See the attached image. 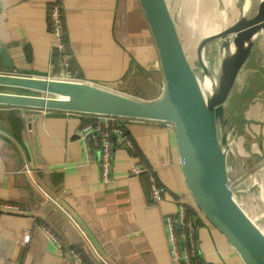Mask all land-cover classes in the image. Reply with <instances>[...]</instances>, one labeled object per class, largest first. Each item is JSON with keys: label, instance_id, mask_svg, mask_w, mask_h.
<instances>
[{"label": "crops", "instance_id": "obj_1", "mask_svg": "<svg viewBox=\"0 0 264 264\" xmlns=\"http://www.w3.org/2000/svg\"><path fill=\"white\" fill-rule=\"evenodd\" d=\"M53 1L0 0V72L48 74ZM61 2L68 49L83 80L144 101L163 95L166 78L140 0ZM256 48L260 59L245 64L231 101L245 120L234 145V157L242 161L264 159V31ZM4 58L12 68L5 67ZM0 90L31 92L14 86ZM0 111V201L26 211L0 209V264H83L68 250L57 252L41 228L46 224L87 264H174L166 216L177 213L178 200L196 215L199 247L208 263L246 264L197 205L173 124L130 121L136 151L117 147L113 179L103 182L96 158L79 139L80 126L92 114L6 104ZM137 164L153 169L167 187L159 204L151 202L147 174L132 173ZM26 231L31 236L23 243Z\"/></svg>", "mask_w": 264, "mask_h": 264}, {"label": "water", "instance_id": "obj_2", "mask_svg": "<svg viewBox=\"0 0 264 264\" xmlns=\"http://www.w3.org/2000/svg\"><path fill=\"white\" fill-rule=\"evenodd\" d=\"M253 1V9L248 12L243 3L242 11L231 24L204 34L197 45L196 55L202 68L198 73L188 58L169 1L140 0L166 78L165 91L156 101L137 99L87 81L4 71L0 72L1 87L14 86L31 92L0 90V104L107 113L172 123L185 180L197 205L225 233L246 264H264V232L236 198L229 184L228 164L237 137L228 101L238 89L239 74L245 64L251 59H260L256 41L264 31V0ZM213 42L217 44L216 72L205 56L206 48ZM5 61V67H13ZM204 74H214L218 81L209 97L204 95L199 82ZM235 118L244 124L243 117Z\"/></svg>", "mask_w": 264, "mask_h": 264}, {"label": "built area", "instance_id": "obj_3", "mask_svg": "<svg viewBox=\"0 0 264 264\" xmlns=\"http://www.w3.org/2000/svg\"><path fill=\"white\" fill-rule=\"evenodd\" d=\"M48 18L53 38V62L48 74L42 77L85 81L81 76L80 69L73 64L72 55L68 49L64 6L61 0L52 2ZM92 115L93 118L90 121L84 122L80 126L79 139L88 155L96 158L101 181L110 182L113 179L116 148H124L130 154L136 151V143L128 129V123L133 120L145 119L107 113H94ZM168 123L172 125V123ZM131 171L134 174H147L150 181V199L153 204L157 205L165 199L167 187L159 181L153 169L137 164L132 167ZM177 203L179 205L177 213L166 216L173 263L210 264L200 251L196 218L194 217L196 215L190 213L189 206L185 201L178 200ZM0 209L14 210L19 213L26 212L18 205L4 201H0ZM41 228L53 242L58 253L63 254L64 251L68 250L78 261L87 264L78 249L75 246L66 245L51 227L46 224L42 225ZM30 236V231H26L22 237V242L27 243Z\"/></svg>", "mask_w": 264, "mask_h": 264}, {"label": "rangeland", "instance_id": "obj_4", "mask_svg": "<svg viewBox=\"0 0 264 264\" xmlns=\"http://www.w3.org/2000/svg\"><path fill=\"white\" fill-rule=\"evenodd\" d=\"M168 1L179 24L180 37L184 47H186L188 58L196 71L200 73L202 68L196 55L199 41L208 29L216 26L223 28L231 24L242 11L243 3L246 0ZM223 9L226 10L225 13ZM216 45V42H213L205 50L208 64L215 72L218 70V59L215 58ZM233 99L234 97L228 101L229 113L234 115V133L237 136L241 121L235 117L241 115L239 114L240 111L232 105L231 100ZM233 151L234 154L229 155L228 162L229 184L244 209L254 218L256 224L264 229V159L259 161L243 159L244 161H242L241 158L234 157L237 155L234 145ZM232 157L236 159L235 163L232 162Z\"/></svg>", "mask_w": 264, "mask_h": 264}, {"label": "bare ground", "instance_id": "obj_5", "mask_svg": "<svg viewBox=\"0 0 264 264\" xmlns=\"http://www.w3.org/2000/svg\"><path fill=\"white\" fill-rule=\"evenodd\" d=\"M253 6H254L253 0H246L244 9H245V11L247 10L246 12H248L251 9H253ZM223 11L225 13L224 9H223ZM219 28H221V27L219 26L217 28V26H216L215 28H211L210 30L208 29L207 31L208 32H214V31L219 30ZM199 82H200V86L202 88V91L206 97H209L215 91V89L217 88V85H218L217 77L214 74H212V75L204 74V76L199 78ZM249 216L252 218L253 221H255L254 218L250 214H249ZM261 229L264 232V229L263 228H261Z\"/></svg>", "mask_w": 264, "mask_h": 264}, {"label": "trees", "instance_id": "obj_6", "mask_svg": "<svg viewBox=\"0 0 264 264\" xmlns=\"http://www.w3.org/2000/svg\"><path fill=\"white\" fill-rule=\"evenodd\" d=\"M189 210H190V213H192L191 211H192V209L191 208H189Z\"/></svg>", "mask_w": 264, "mask_h": 264}]
</instances>
